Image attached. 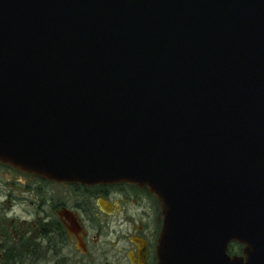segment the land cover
<instances>
[{
  "label": "water",
  "instance_id": "obj_1",
  "mask_svg": "<svg viewBox=\"0 0 264 264\" xmlns=\"http://www.w3.org/2000/svg\"><path fill=\"white\" fill-rule=\"evenodd\" d=\"M0 164L146 188L156 264H264V0H0Z\"/></svg>",
  "mask_w": 264,
  "mask_h": 264
},
{
  "label": "flooded vegetation",
  "instance_id": "obj_2",
  "mask_svg": "<svg viewBox=\"0 0 264 264\" xmlns=\"http://www.w3.org/2000/svg\"><path fill=\"white\" fill-rule=\"evenodd\" d=\"M0 168L15 174L28 192L16 198L33 210L8 220L0 206V264H156L160 208L146 188L55 183Z\"/></svg>",
  "mask_w": 264,
  "mask_h": 264
},
{
  "label": "rangeland",
  "instance_id": "obj_3",
  "mask_svg": "<svg viewBox=\"0 0 264 264\" xmlns=\"http://www.w3.org/2000/svg\"><path fill=\"white\" fill-rule=\"evenodd\" d=\"M14 176V173L7 172L3 168H0V190L2 191V195L0 196V206L1 209L6 210L5 213L8 220L10 218H18L20 221H22L23 219L27 218L26 211L28 212L31 206L30 203H24L19 198H16V196H26L28 195V192L22 191L25 192L22 193L20 191L22 189V185L15 182L16 179ZM6 194H8L7 197ZM30 200L32 201L34 199ZM114 251L115 249H112V252Z\"/></svg>",
  "mask_w": 264,
  "mask_h": 264
},
{
  "label": "trees",
  "instance_id": "obj_4",
  "mask_svg": "<svg viewBox=\"0 0 264 264\" xmlns=\"http://www.w3.org/2000/svg\"><path fill=\"white\" fill-rule=\"evenodd\" d=\"M240 245H238L237 243H231L228 246V252L230 254H238L240 252Z\"/></svg>",
  "mask_w": 264,
  "mask_h": 264
}]
</instances>
